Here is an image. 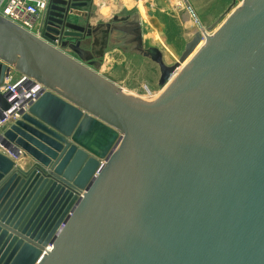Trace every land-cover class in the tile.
<instances>
[{"label":"water","instance_id":"obj_1","mask_svg":"<svg viewBox=\"0 0 264 264\" xmlns=\"http://www.w3.org/2000/svg\"><path fill=\"white\" fill-rule=\"evenodd\" d=\"M90 6L52 0L48 42L0 16V85L11 66L46 89L1 140L0 264H264V0L174 65L151 48L165 87L205 39L152 102L66 41Z\"/></svg>","mask_w":264,"mask_h":264},{"label":"rangeland","instance_id":"obj_2","mask_svg":"<svg viewBox=\"0 0 264 264\" xmlns=\"http://www.w3.org/2000/svg\"><path fill=\"white\" fill-rule=\"evenodd\" d=\"M199 1L204 5L202 8H204L206 19L213 20L208 23H204L202 21V24H200L193 18V20L191 19V22L188 24L182 23L177 25L176 22L182 8L190 9L187 1L154 0V4H156L157 9L162 8L164 10V13H160L157 10V22L165 23L166 27L164 26V28L160 30L159 25L152 24L151 28L147 30L145 28L144 30L147 36H151V39L147 37V43H149L148 45L159 48L164 53L165 62L168 65H174L178 62L183 52V46L180 48L176 47V51L173 52V50L169 48V45L176 46V39L182 37L183 34H187L188 37L186 36V38L192 40L194 34L200 31V26H203L206 30L214 27L213 29L211 28V32H213L216 28L218 29L219 26L223 25L221 23H225L228 19V15L234 7H232V0ZM214 1L217 3L220 2L221 7L220 12L215 14L213 17L212 4H214ZM126 3L127 5L123 4L122 0H97L94 4H92L89 10H72L70 20L84 26L88 25V23L91 25L108 23L109 21H112L115 16L133 14L137 11V5L139 4H137L136 1H126ZM143 5V3H140V6L142 7L141 12L144 14L145 9ZM237 6L238 4L236 7ZM164 45H166L170 50L166 51ZM83 48L84 49H82V51L87 52V54L92 52V49H89L87 45H84ZM93 62H95V66L98 65L97 71L102 76L108 78L119 87L127 89L126 91H128V94L135 95L133 97L139 99L142 98L141 100L148 102L155 101L160 97L161 94L157 98H154L158 92L161 91V88L158 85L160 73L158 67L150 60L129 52L127 49H116L115 47H111L107 51V54H100ZM20 75L21 73L15 70V76L17 77ZM148 88L150 90L149 92L147 91Z\"/></svg>","mask_w":264,"mask_h":264},{"label":"built area","instance_id":"obj_3","mask_svg":"<svg viewBox=\"0 0 264 264\" xmlns=\"http://www.w3.org/2000/svg\"><path fill=\"white\" fill-rule=\"evenodd\" d=\"M65 1L72 3L75 0ZM96 1L91 0V3L94 4ZM134 1L137 4H146L150 0ZM244 1L235 0V4H238L240 7ZM51 6L52 0H0V16L48 42L46 31ZM8 68L5 81L0 85V94L10 105L8 111L0 107V152L18 161L15 156L7 152L1 145L3 134L12 124L20 120L24 114L28 113L30 107L42 96L46 89L34 78L23 74L16 77L14 67L8 66ZM64 227L65 224H62L57 232V236L62 232ZM48 250H52V245H49Z\"/></svg>","mask_w":264,"mask_h":264},{"label":"flooded vegetation","instance_id":"obj_4","mask_svg":"<svg viewBox=\"0 0 264 264\" xmlns=\"http://www.w3.org/2000/svg\"><path fill=\"white\" fill-rule=\"evenodd\" d=\"M91 6L79 9L89 10ZM68 20L72 22L70 17ZM137 21H140L139 24L136 23ZM73 23L86 28L85 36L77 39H66V41H71L74 44V47H76L77 43H80V46L76 47V50L80 51L79 53H82L83 57L87 59L88 62H93L100 54H107V51L111 47H115L116 49H127L129 52L150 60L158 67L160 73L158 85L161 89L164 88V86H160L159 84L162 77L161 66L154 61V58H157V55L149 52V50L154 47L148 45L149 43H147V39H145L144 27L141 23L140 16L136 14V12L133 14H126L124 16H115L112 21L104 24L91 25L88 23V25L84 26L75 22ZM84 45H87L89 49H92L90 54L82 51V49H84ZM68 50L71 56L76 58L79 57L76 50H71L70 48H68ZM164 57V53L162 52V60L165 65L171 66L165 62ZM147 91H150L149 88Z\"/></svg>","mask_w":264,"mask_h":264},{"label":"crops","instance_id":"obj_5","mask_svg":"<svg viewBox=\"0 0 264 264\" xmlns=\"http://www.w3.org/2000/svg\"><path fill=\"white\" fill-rule=\"evenodd\" d=\"M122 1H123V4L127 5L126 1H131V0H122ZM186 1L188 3V6L190 7V9H183L182 8L181 13L179 14L178 20L176 22L177 25H180L182 23L188 24L189 22H191V19L193 20V18L196 20V22H198L200 24H202V21L204 23H208L209 21L213 20V19H210V20L206 19L204 8H202L204 5L201 4V2L199 0H186ZM212 5H213L212 14L214 17L215 14H218L220 12L221 3L220 2L217 3L214 1V4H212ZM143 7L145 9L144 14L141 12L142 7L140 6V4L137 5L136 13L140 16V20H141V23H142L144 29L146 28V30H147V29L151 28L152 24L159 25L160 30H162L164 28V26L166 27L165 23H163V22L158 23L157 22V20H158L157 10L160 13H164V10L162 8L157 9L156 4H154V0H150L148 3L144 4ZM186 36H187V34H185V35L183 34L182 37H179V39H176L177 40L175 42L176 46L175 45H173V46L169 45V48L172 49L174 52V51H176V47L180 48L183 46L182 48H183V52H184L186 44L188 43L189 40H191V39H187ZM147 37L149 39H151L150 35L147 36L145 34V39H147ZM164 46H165L166 51L170 50L166 45H164ZM29 160H30L29 158L24 159V163L29 162Z\"/></svg>","mask_w":264,"mask_h":264},{"label":"bare ground","instance_id":"obj_6","mask_svg":"<svg viewBox=\"0 0 264 264\" xmlns=\"http://www.w3.org/2000/svg\"><path fill=\"white\" fill-rule=\"evenodd\" d=\"M236 5L237 4H235L234 5V7L232 8V10H231V12H230V14L228 15V17L227 18H229L230 16H231V14L232 13H234L235 12V10H236V8L238 7H236ZM236 7V8H235ZM225 20H226V18H225ZM221 24H224V23H221ZM222 26V25H221ZM221 26H219V28L217 29H215L213 32H208L207 30L205 31V36L206 35H213V34H215L219 29H220V27ZM204 44H205V39L202 41V43L199 45V47L196 49V51L194 52V54L184 63V64H182L181 65V67L176 71V73L170 78V80H169V82L166 84V86L164 87V88H162L161 89V91L160 92H158V94L154 97V98H157L160 94L162 95L164 92H165V90L168 88V86L175 80V78L182 72V70L184 69V67L192 60V58L199 52V50L204 46ZM143 47V46H142ZM122 90L124 91V93L125 94H127V95H129V96H135V95H133V94H128V91H126L127 89H123L122 88ZM131 93V92H130ZM160 95V96H161ZM142 99V98H141Z\"/></svg>","mask_w":264,"mask_h":264}]
</instances>
